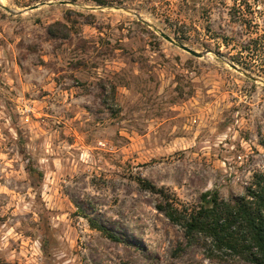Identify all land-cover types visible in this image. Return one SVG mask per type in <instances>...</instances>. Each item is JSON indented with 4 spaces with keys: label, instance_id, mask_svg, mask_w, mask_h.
I'll return each instance as SVG.
<instances>
[{
    "label": "rangeland",
    "instance_id": "374dc122",
    "mask_svg": "<svg viewBox=\"0 0 264 264\" xmlns=\"http://www.w3.org/2000/svg\"><path fill=\"white\" fill-rule=\"evenodd\" d=\"M104 1L0 0V264H219L169 256L140 181L196 204L264 169V0Z\"/></svg>",
    "mask_w": 264,
    "mask_h": 264
},
{
    "label": "trees",
    "instance_id": "16d2710c",
    "mask_svg": "<svg viewBox=\"0 0 264 264\" xmlns=\"http://www.w3.org/2000/svg\"><path fill=\"white\" fill-rule=\"evenodd\" d=\"M99 3L105 5L106 1ZM140 183L145 191L156 196V210L182 234V239L170 245L171 258L179 259L189 249L196 248L214 263L264 264V169L253 174L244 195L226 200L217 190L206 191L196 204L183 202L167 188H159L147 180ZM88 222L91 229L106 238L120 241L96 221Z\"/></svg>",
    "mask_w": 264,
    "mask_h": 264
},
{
    "label": "water",
    "instance_id": "95a60500",
    "mask_svg": "<svg viewBox=\"0 0 264 264\" xmlns=\"http://www.w3.org/2000/svg\"><path fill=\"white\" fill-rule=\"evenodd\" d=\"M66 3H67V2H65V1H61V2H60V4H66ZM45 5H51V3H44V4L40 5V6H39V5H37V6H33V7L30 8L28 11L36 10V9L40 8L41 6H45ZM134 15H135L139 20H142L141 17H140V15H137V14H134ZM142 21H144V20H142ZM154 28H155V27H154ZM155 30L159 31V30L156 29V28H155ZM159 33H160V35H161L165 40H167V41L170 42L171 44L177 46V47L180 48L181 50H183V51L189 53L190 55H192V56H194V57H196V58H202V57L204 56L203 53L197 52V51H195V50L189 48L188 46H186V45H184V44H182V43H179V42L175 41L173 38H171L170 36H168V35L165 34L164 32L159 31ZM231 67H232L234 70H236V71H238V72L244 74L245 76L249 77L250 79H252V80H254V81H258L257 78H255V77H253V76H250L248 73L244 72L243 70H241L240 68H238L236 65L231 64Z\"/></svg>",
    "mask_w": 264,
    "mask_h": 264
}]
</instances>
